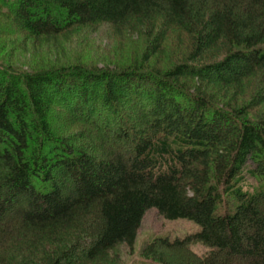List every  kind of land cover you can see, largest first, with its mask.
<instances>
[{
	"label": "trees",
	"instance_id": "1",
	"mask_svg": "<svg viewBox=\"0 0 264 264\" xmlns=\"http://www.w3.org/2000/svg\"><path fill=\"white\" fill-rule=\"evenodd\" d=\"M0 6L35 39L108 25L148 41L115 68L0 63V264H121L152 209L199 230L136 264H264V0ZM172 36L181 50L149 66Z\"/></svg>",
	"mask_w": 264,
	"mask_h": 264
},
{
	"label": "rangeland",
	"instance_id": "2",
	"mask_svg": "<svg viewBox=\"0 0 264 264\" xmlns=\"http://www.w3.org/2000/svg\"><path fill=\"white\" fill-rule=\"evenodd\" d=\"M6 12V8L0 6V63L24 70L65 64L99 68L132 65L143 61L148 47L147 38L135 33L119 36L108 25L75 29L53 39H35L17 29ZM172 37L164 44L165 55L151 59L149 66L166 65L169 58L181 50L178 37ZM198 230L199 226L191 220H166L152 209L142 221L134 249L120 245L114 254L120 258L121 264H136L142 262V250L154 238L174 239ZM192 249L199 254L206 251L200 243L193 244Z\"/></svg>",
	"mask_w": 264,
	"mask_h": 264
}]
</instances>
